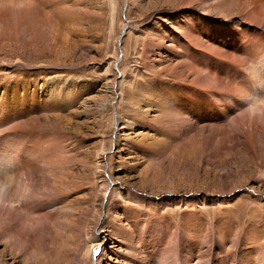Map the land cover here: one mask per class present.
<instances>
[{
  "label": "rangeland",
  "instance_id": "374dc122",
  "mask_svg": "<svg viewBox=\"0 0 264 264\" xmlns=\"http://www.w3.org/2000/svg\"><path fill=\"white\" fill-rule=\"evenodd\" d=\"M177 1L55 0L45 11L56 4L67 13L53 17L50 39L27 47L1 38L0 96L8 87L11 97L38 101L29 111L10 108L0 126V172L18 175L21 156L29 167L6 189L16 199H0V264H264V182L228 194L264 173V156L213 155L218 138L205 161L185 167L172 150L155 163L146 151L160 109L142 98H165L167 85L179 84L170 71L187 24L197 16L220 32L213 20L223 13L226 26L245 22L236 0L206 9ZM147 111L149 122L139 115ZM14 113L25 114L12 121ZM15 126L19 135L9 137ZM8 138L17 144L4 152ZM25 183L31 198L41 195L21 200Z\"/></svg>",
  "mask_w": 264,
  "mask_h": 264
},
{
  "label": "bare ground",
  "instance_id": "6f19581e",
  "mask_svg": "<svg viewBox=\"0 0 264 264\" xmlns=\"http://www.w3.org/2000/svg\"><path fill=\"white\" fill-rule=\"evenodd\" d=\"M54 1L12 0V3L23 6L0 8V24H6L0 30V40L6 36H11L13 40H22L25 46L30 47L32 42H40L44 38L50 39L47 34L49 33V25H51L52 20H55L53 17L65 12V9L60 7L61 5L56 7L55 4L54 9L51 8L54 10L52 14L47 13V7H50L51 2L54 3ZM218 1H220L219 4L225 3L226 5V2L233 3L232 1L235 0H178L177 7L200 5L206 9ZM236 2L240 15L245 19L244 24H240L239 28L233 25L226 26L228 25L226 22L228 13H223L221 20H213L220 24L221 31L218 32L211 25L212 23L201 21L197 16L194 17L193 22L189 20L190 23L187 24L184 30V41L181 43L183 51L174 52L175 61L176 63L179 61V63L170 71V73L174 74L179 84H168L166 88L168 96L165 98H156L155 92L151 93L147 98L141 97L148 106L152 103L151 99H156L153 104L155 103L160 109V114L153 121L149 120V111L139 113L144 121L151 122V127L156 133L155 138L152 137V143L146 148V151L151 154L152 162L155 163L160 159L164 160L162 157L166 155L165 153L168 150H172L174 158L170 159L179 167H185V164L195 159L203 162L206 160L205 153L208 151V146L216 138H218L219 142L214 144L213 155L229 151L232 156H237L242 152L255 157L264 156V120L249 118L244 111L249 106L264 100V0H236ZM63 14L61 16L64 17L66 14ZM57 24L59 23L57 22ZM173 41L171 40V42ZM162 44L167 47L165 46L166 44ZM169 46L172 49L174 48L173 44H169ZM9 90L7 87L0 96V126L6 123L8 118L3 117L10 108L25 112L31 110L32 107L34 108L35 102L37 105L38 100L34 97V94L32 97L28 95L22 97L18 94L11 97ZM28 100L32 101L33 105H27ZM24 114L14 113L11 115L12 118H9L12 121L17 120ZM17 127L15 126V134L10 132L8 134L9 137L19 135L20 132ZM22 129L24 130V128ZM2 137L6 138L5 135ZM159 137L164 139L158 140L157 138ZM10 140L8 138L7 142H3L2 149L4 152L14 148L17 144L14 140ZM22 152L25 154L26 149ZM45 152V149L33 150L29 148L27 150L29 155H38L45 159L48 165H52L54 160L49 156L47 157V152ZM29 159L31 158L29 157ZM21 160L23 165H18V175H10L6 171L0 172V199H11V202H13L15 196L11 195L9 197L6 194V189L16 184L17 179H23L27 174V168H29L24 161V156H21ZM261 168L264 169V162H262ZM254 181L264 182V173L259 174L257 177L249 176L243 178L239 183H236L233 189L229 190L228 194L235 189L248 187ZM22 185L23 192L20 195V199L29 198V200L33 201L36 198V193L34 195L33 192L36 191L33 190L32 192L35 198H31L30 192L32 188L30 191V185L26 183ZM49 189L50 187H48ZM49 191L50 193L52 192L51 190ZM61 191L59 193L57 191L54 195H63ZM38 193L39 197L41 193H39L40 195ZM46 197L45 200H47ZM1 204L4 205V202Z\"/></svg>",
  "mask_w": 264,
  "mask_h": 264
},
{
  "label": "clouds",
  "instance_id": "9594fccd",
  "mask_svg": "<svg viewBox=\"0 0 264 264\" xmlns=\"http://www.w3.org/2000/svg\"><path fill=\"white\" fill-rule=\"evenodd\" d=\"M23 5L14 4L12 0H0V8H17ZM249 118H259L264 120V100L259 101L257 104L249 106L244 110ZM243 114V113H242Z\"/></svg>",
  "mask_w": 264,
  "mask_h": 264
},
{
  "label": "water",
  "instance_id": "95a60500",
  "mask_svg": "<svg viewBox=\"0 0 264 264\" xmlns=\"http://www.w3.org/2000/svg\"><path fill=\"white\" fill-rule=\"evenodd\" d=\"M125 30H126V29H125ZM124 36H125V33H123L122 36H121L120 39H119L120 49H121V47H122V39H123ZM121 57H122V55H120V57L117 59V62L120 61ZM100 250H101V246H99V248H98L97 250L94 251V258H96V257L98 256Z\"/></svg>",
  "mask_w": 264,
  "mask_h": 264
}]
</instances>
